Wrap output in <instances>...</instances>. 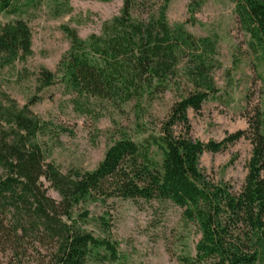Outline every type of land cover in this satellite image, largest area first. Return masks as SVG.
Wrapping results in <instances>:
<instances>
[{
  "label": "trees",
  "instance_id": "16d2710c",
  "mask_svg": "<svg viewBox=\"0 0 264 264\" xmlns=\"http://www.w3.org/2000/svg\"><path fill=\"white\" fill-rule=\"evenodd\" d=\"M42 1L0 0V12L19 13L23 5L38 7ZM170 1L123 0L120 15L87 39L62 26L70 47L55 71H39L37 94L23 106L0 82V264L117 260L107 218L109 200L115 198L163 200L181 207L184 220L201 233L195 257L183 259L187 264H264V114L258 108L247 129L221 141L192 137L188 110L199 112L218 92L212 76L220 66L218 41L197 37L184 24L170 25ZM201 4L190 0V18ZM234 4L250 49L264 60V0ZM32 54L26 20L19 17L0 26V71ZM181 70L190 87L158 129L143 127L141 141L120 131L94 170L63 171L47 158L38 136L51 133L52 123L31 109L45 88L61 81L76 94V104L83 97L123 104L164 94ZM242 138L250 140L252 152L241 188L209 181L199 167L202 153L224 151ZM91 204L107 210L93 216ZM91 221L99 224L103 237L87 229Z\"/></svg>",
  "mask_w": 264,
  "mask_h": 264
},
{
  "label": "rangeland",
  "instance_id": "374dc122",
  "mask_svg": "<svg viewBox=\"0 0 264 264\" xmlns=\"http://www.w3.org/2000/svg\"><path fill=\"white\" fill-rule=\"evenodd\" d=\"M201 1V7L190 18V0H171L166 16L172 26L184 24L193 35L211 36L218 41L220 66L212 72L218 92L199 112L189 109L188 117L193 138L221 141L230 133L247 129L258 108L264 114V60L250 49L249 36L239 23L234 0ZM122 7L123 0H43L38 7L23 5L19 13L0 12V26L19 17L27 21L33 49L26 60L0 71L2 88L20 106L25 105L37 94L39 71H55L70 47L62 26L75 29L81 38L87 39L91 34H101L103 25L120 15ZM178 77L164 94L152 100L135 98L123 104L93 97H83L76 104V94L61 81L45 88L31 109L52 123L51 133L38 136L47 158L63 171L94 170L108 147L120 137V131L141 141L145 137L143 127L149 131L158 129L172 105L190 87L184 71ZM180 130V126L176 127L177 132ZM251 152L250 140L242 138L224 151L202 153L199 167L209 181L227 183L238 191L247 175ZM49 194L59 198L52 189ZM109 206L107 218L119 258L104 262L91 258L87 264H187L185 257H195L201 233L197 226L184 220L183 209L178 205L163 200L115 198L109 200ZM89 209L93 216L107 210L99 204H91ZM86 227L96 236H104L97 222L91 221Z\"/></svg>",
  "mask_w": 264,
  "mask_h": 264
}]
</instances>
